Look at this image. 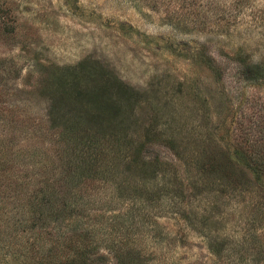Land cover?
<instances>
[{"label": "rangeland", "instance_id": "rangeland-1", "mask_svg": "<svg viewBox=\"0 0 264 264\" xmlns=\"http://www.w3.org/2000/svg\"><path fill=\"white\" fill-rule=\"evenodd\" d=\"M65 121L109 180L52 178L25 223ZM262 151L264 0H0V264H264Z\"/></svg>", "mask_w": 264, "mask_h": 264}, {"label": "trees", "instance_id": "trees-1", "mask_svg": "<svg viewBox=\"0 0 264 264\" xmlns=\"http://www.w3.org/2000/svg\"><path fill=\"white\" fill-rule=\"evenodd\" d=\"M246 69V73H248L247 78H255V80H258V74H261L262 72V66L259 63H248L247 66L245 67ZM86 121V120H84ZM87 122V121H86ZM93 122V121H90ZM65 125V126H64ZM64 125L60 126V131H57V136L60 135L61 137L63 135H66L67 138L62 137L63 142H65L64 144V149L66 152V157L64 158L66 160V163L63 162V164L57 168V174L56 176H50L47 175L46 177H43V174L41 173H36L37 176H39V180L36 184L31 183V191L29 192L27 199H26V208H29V216H27V218L25 219V223L28 222H34V220H32V218H36V215L38 213V210L40 209L39 206V193L41 188H43V192L42 193H46L49 188L53 187L54 185H51L49 182L52 180V178L54 177H58L55 180H52L54 182H57L59 179L65 180V179H72V176L74 175L73 172H77V169H81V171L78 172L77 175L81 176V177H89V176H93V178L100 179L99 182L106 183L107 180H109V176L106 174V169H99L100 168V161L102 160L101 155L103 154H107V152L105 151L106 149L104 148L105 146V142L103 140L102 136H98V135H94V134H90L88 132L87 129H84L85 133H82L79 129L77 130L76 128H71V124L70 122L65 121ZM59 132V133H58ZM72 133V134H71ZM106 135V134H105ZM104 135V138H105ZM54 144L49 141L48 142V146L45 148V156L46 157H50V153H51V147ZM32 146H30L31 148ZM23 149H27V153H31L29 152L30 149H28L27 147H22ZM105 152V153H104ZM255 156L257 157V159H262L261 162H259L258 164V169L261 170V172L264 171V151L262 152H255ZM52 156H55L54 153H52ZM57 156V155H56ZM231 158V157H228ZM3 163L7 164V159H3L2 158ZM230 162L231 165H233V161L230 159L227 161ZM65 164H67L65 166ZM217 166V161L214 158H209V161L207 162V166L205 171H211L214 170V168ZM233 167V166H232ZM234 169V168H233ZM42 171L41 168L36 169ZM236 170V169H234ZM44 173H47V168L43 170ZM52 172V170H50ZM85 171H88L89 173H91V175H85ZM16 179H19V181H21L22 184H27V180L25 179H21L20 176H14ZM82 180H86V179H82ZM48 183V186H47ZM55 191V188L53 187L52 192ZM45 198V197H43ZM35 213V215H34ZM44 213V211H43ZM34 224V223H33ZM87 244L81 243L78 247L75 246H71V249L73 250H69L67 253H65V256H72L67 258L66 260H61V259H56L55 261H53V264L55 263H59L61 261V263L59 264H76V260L77 258L80 257H84L85 259H87V257H85V255H87L88 252L91 251V248H87L86 246ZM55 259V258H54ZM101 260V259H99ZM103 261V260H102ZM100 262V261H99ZM119 264V263H118Z\"/></svg>", "mask_w": 264, "mask_h": 264}]
</instances>
